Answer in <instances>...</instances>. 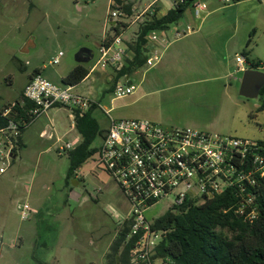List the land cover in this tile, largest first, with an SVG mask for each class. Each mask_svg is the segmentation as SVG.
<instances>
[{
    "label": "rangeland",
    "instance_id": "rangeland-1",
    "mask_svg": "<svg viewBox=\"0 0 264 264\" xmlns=\"http://www.w3.org/2000/svg\"><path fill=\"white\" fill-rule=\"evenodd\" d=\"M154 1L126 0L134 10H142ZM199 1L208 7L199 19L189 9L180 22L166 32L155 31V35L167 36L172 42L176 31L186 30L187 26L192 28L201 22L228 24L229 28L217 36L223 40L233 36L234 69L232 78L227 80V94L214 83L169 91L156 100L166 114L160 125L264 142V111L258 109L262 96L242 97L244 72H236V57H244L248 63L259 64V71L264 73V0ZM167 4L168 0H157L155 7L164 10ZM110 10V0H0V110L21 102L22 89L36 71L54 85L65 87L62 77L78 65L75 56L83 48L92 51L93 60L84 65L93 68L103 38L115 36L106 27ZM132 19L122 18L121 22L130 23ZM141 24L127 29L124 39H135L134 31ZM158 42L149 39L147 55L153 57L156 51L159 61L153 67L137 69L136 75L131 73L130 81L135 86L148 72L162 66L158 65L163 47H158ZM60 53L63 57L59 64L51 65ZM109 73H94L74 89L80 95L91 93L100 105L92 115L101 131L91 146L96 149L110 127L107 110H113L114 119H148L136 112L144 111L142 107L152 100L130 106L135 97L116 99L110 91L114 83L107 81ZM71 115L68 108L54 107L34 121L22 134L24 147H18L10 168L0 177V264L109 262L108 254L121 230L122 216L129 213L131 205L116 181L98 168L96 154L67 180L70 152L60 154L59 149L68 142L76 148L82 141L76 142L77 133L71 131ZM48 127L51 135L42 137V130ZM173 203L170 197L153 205L145 212L147 221L155 223L164 217ZM25 205L30 207L27 219L22 218L21 212ZM153 264L168 263L156 259Z\"/></svg>",
    "mask_w": 264,
    "mask_h": 264
},
{
    "label": "built area",
    "instance_id": "built-area-1",
    "mask_svg": "<svg viewBox=\"0 0 264 264\" xmlns=\"http://www.w3.org/2000/svg\"><path fill=\"white\" fill-rule=\"evenodd\" d=\"M125 2L126 0H121ZM176 9L184 0H168ZM230 2V0H226ZM157 0L142 10H131L127 14L123 5L110 0V15L106 27L118 35L105 37L99 47V56L90 69L93 71L112 70L115 83L113 94L122 99L135 94L136 87L129 83L128 75L119 76L131 58L130 42L124 33L131 25L147 18L158 16ZM208 10L207 4L196 1L192 11L199 19ZM122 18L132 19L130 23ZM116 22V25H112ZM119 24V25H118ZM166 32V31H164ZM195 32L176 31L174 39ZM152 41L165 43V37L149 36ZM63 53L51 62L58 65ZM160 59L155 52L148 58V66ZM238 71L245 72L247 60L238 57ZM73 87H58L41 74L35 75L25 87L24 99L32 103L26 117L16 120L18 112L10 108L4 116L10 117L7 127L0 130V177L7 173L18 149L22 130L57 105L82 116L93 106L100 105L90 98L74 93ZM23 105V104H22ZM113 110H107L110 127L96 153L98 168L104 171L119 185L131 205L125 222H131V230L126 242L134 240L131 264H153L156 249L167 236L168 231L155 228L149 223L145 212L161 200L172 197V212H182L193 206H201L207 200L221 196L231 190L237 200L236 214L247 222H254L260 215L257 204V186L264 178V142L242 140L230 136L209 134L192 128L169 129L148 119H114ZM14 113L15 117L10 115ZM75 147L66 143L59 153H69ZM202 199V202L199 200ZM30 207L22 209V218H28Z\"/></svg>",
    "mask_w": 264,
    "mask_h": 264
},
{
    "label": "trees",
    "instance_id": "trees-1",
    "mask_svg": "<svg viewBox=\"0 0 264 264\" xmlns=\"http://www.w3.org/2000/svg\"><path fill=\"white\" fill-rule=\"evenodd\" d=\"M196 1L198 0H184V3L171 9L165 16H154L143 21L135 41L130 44L131 58L118 75H131L133 71L144 67L148 60L147 45L150 34L169 30L171 25L180 22ZM232 1L240 3L247 0ZM116 2L123 5L127 14H131L132 6L128 2ZM114 31L118 35L119 29L115 28ZM249 64L252 69L259 68V64L255 62ZM38 74L36 71L33 76ZM89 74V67L78 64L62 81L66 86L76 88ZM261 96L258 109L264 111V88ZM31 107L32 103L27 100L23 105L18 101L10 106L18 115L12 113L10 116L21 120L26 117L25 114ZM96 108L97 106H93L82 116L79 113L75 115V127L82 141L69 153L70 169L67 180L98 151L91 147L96 136L101 133L92 116ZM4 114L5 111L0 110V130L7 127L10 121V117ZM29 127L23 128L22 134ZM18 145L20 148L24 147L21 138ZM256 190L260 215L252 223L236 214L237 200L231 190L207 200L201 206H193L182 212L174 213L171 208L164 217L155 222V228L168 233L156 249L153 260L161 259L168 264H264V178L260 179ZM130 230L131 222H125L111 245L108 264H131L134 240L126 242Z\"/></svg>",
    "mask_w": 264,
    "mask_h": 264
},
{
    "label": "crops",
    "instance_id": "crops-1",
    "mask_svg": "<svg viewBox=\"0 0 264 264\" xmlns=\"http://www.w3.org/2000/svg\"><path fill=\"white\" fill-rule=\"evenodd\" d=\"M171 9L172 4L169 1L164 10H162L160 7H157L156 10L158 12V17L165 16ZM132 26L133 25H131L129 29L132 28ZM192 28L195 29V32L187 34L180 39H174L172 42H169L168 37L164 36L165 40L167 39V41L165 43L158 42V47H163V51L161 52L162 59L158 65L162 66H160L159 69L154 68L151 72H148L149 75L144 77L139 85L135 86L134 83L130 81V75H128L129 83L133 84L136 87V92L134 95H132V97H135V100L130 104V106L139 104L144 99L146 100L148 98H152V100L148 103L149 105L145 104V106L142 107L144 111H138L139 113L136 112V114H138L139 116H145L150 119V121L160 125V123H163V121L166 120V114H164V112H162L160 107L156 104V100L160 99V97H162L169 91L179 90L181 88L198 85L200 83H214L219 87H223L224 94H227V80L232 78L234 69L232 65L233 60L231 59L233 36L228 37L225 40H223L222 38H217V36L223 34V32L229 28L228 24H213L209 22H201L200 24ZM137 31L138 30H135L134 33H136ZM178 31L181 30L179 29ZM105 37H107V35ZM135 39H127V41H129L131 44L135 41ZM148 58L150 57L148 56ZM237 58L238 57H236V59ZM247 64V68H251L248 62ZM257 70H259V68ZM106 71L110 72L109 76L107 77V81L115 83L114 72L110 69ZM97 72L103 71L98 70L91 72L82 83L90 78L92 74ZM236 72L239 71L237 70ZM132 74L136 75L138 74V71L135 70L132 72ZM33 77L34 76L32 75L22 89L21 104H25L24 90ZM63 79L64 77H62V80ZM112 90L113 88L110 89V91ZM81 96L90 98L91 100L95 101L91 97V93L90 95ZM71 117V131H76L77 133V136L75 137L76 142L81 141V136L75 127L73 114L71 115ZM49 131V127L43 129L41 132V136L49 137L51 135ZM126 215L127 214H124L122 216V223L119 228L124 225V217Z\"/></svg>",
    "mask_w": 264,
    "mask_h": 264
},
{
    "label": "water",
    "instance_id": "water-1",
    "mask_svg": "<svg viewBox=\"0 0 264 264\" xmlns=\"http://www.w3.org/2000/svg\"><path fill=\"white\" fill-rule=\"evenodd\" d=\"M112 25H116L113 22ZM94 56L91 50L83 48L75 56L77 64H88ZM264 88V73L257 69H247L241 80L240 95L246 99H258Z\"/></svg>",
    "mask_w": 264,
    "mask_h": 264
}]
</instances>
